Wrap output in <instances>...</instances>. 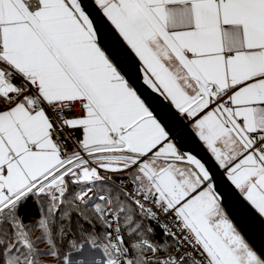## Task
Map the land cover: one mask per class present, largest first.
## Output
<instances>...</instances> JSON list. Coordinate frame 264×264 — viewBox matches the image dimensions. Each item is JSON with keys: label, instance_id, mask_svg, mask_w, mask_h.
<instances>
[{"label": "snow or ice", "instance_id": "snow-or-ice-1", "mask_svg": "<svg viewBox=\"0 0 264 264\" xmlns=\"http://www.w3.org/2000/svg\"><path fill=\"white\" fill-rule=\"evenodd\" d=\"M232 198L264 224V0H0V264H264Z\"/></svg>", "mask_w": 264, "mask_h": 264}, {"label": "water", "instance_id": "water-1", "mask_svg": "<svg viewBox=\"0 0 264 264\" xmlns=\"http://www.w3.org/2000/svg\"><path fill=\"white\" fill-rule=\"evenodd\" d=\"M184 150H191L194 145L190 138L186 137L182 142ZM203 155V153H201ZM206 159V157H205ZM236 206V199L232 198L229 201V212L237 224V226L243 231L246 238L257 250H264V224H261L260 220L254 215L249 214L246 218L242 219L241 216L233 209Z\"/></svg>", "mask_w": 264, "mask_h": 264}, {"label": "trees", "instance_id": "trees-1", "mask_svg": "<svg viewBox=\"0 0 264 264\" xmlns=\"http://www.w3.org/2000/svg\"><path fill=\"white\" fill-rule=\"evenodd\" d=\"M36 233H38L37 235H39V232H38V230L34 233V235L36 234ZM35 237V236H34ZM38 247H41V248H43L44 247V244L43 243H41L40 245H38Z\"/></svg>", "mask_w": 264, "mask_h": 264}, {"label": "rangeland", "instance_id": "rangeland-1", "mask_svg": "<svg viewBox=\"0 0 264 264\" xmlns=\"http://www.w3.org/2000/svg\"><path fill=\"white\" fill-rule=\"evenodd\" d=\"M39 232V231H38ZM38 233H36L34 236H36Z\"/></svg>", "mask_w": 264, "mask_h": 264}]
</instances>
